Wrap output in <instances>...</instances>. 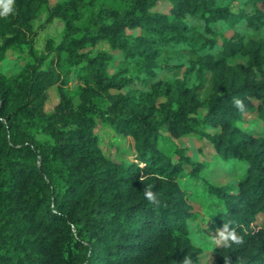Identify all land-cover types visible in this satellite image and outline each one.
Returning a JSON list of instances; mask_svg holds the SVG:
<instances>
[{
  "label": "trees",
  "instance_id": "trees-1",
  "mask_svg": "<svg viewBox=\"0 0 264 264\" xmlns=\"http://www.w3.org/2000/svg\"><path fill=\"white\" fill-rule=\"evenodd\" d=\"M14 7L0 18V62L21 46L30 61L0 75V264H201L179 179L197 178L209 162L182 148L174 160L160 144L166 134L196 135L212 157L242 169L235 184L206 183L218 206L214 222L235 234L206 264H264V137L241 125L247 112L264 118V40L235 30H264V0H14ZM54 18L63 23L60 40L37 52V32ZM218 22L233 34L215 31ZM175 42L192 51L186 73L194 71L198 85L185 75L147 93L125 90L123 72L94 53L104 45L152 76L158 45ZM72 73L77 85L69 90ZM51 88L59 100L47 110ZM98 123L130 138L133 161L104 151Z\"/></svg>",
  "mask_w": 264,
  "mask_h": 264
},
{
  "label": "rangeland",
  "instance_id": "rangeland-1",
  "mask_svg": "<svg viewBox=\"0 0 264 264\" xmlns=\"http://www.w3.org/2000/svg\"><path fill=\"white\" fill-rule=\"evenodd\" d=\"M58 0H50L54 4ZM45 16L41 15L35 26L44 22ZM63 23L54 18L51 22L40 28L37 32L34 41V48L37 52L44 49L46 42L49 39H54L55 42L60 40ZM214 30L222 32L229 37L233 34V30L224 22H218L214 25ZM235 30L242 32L246 36H256L264 40V30H259L250 26H237ZM207 36H210L207 33ZM161 54L157 58V69L155 75L147 76L139 71V66L136 61H126L122 53L116 50H111L104 45H98L94 48V53H104L110 61V70L122 71L123 76L128 78V84L125 90H132L137 93L150 92L159 82H172L178 79H184L187 75L186 70L189 66L188 59L193 55L192 51H188V47L183 42L178 43H160ZM219 48V44L216 45ZM204 51H207L205 49ZM234 59L245 61V58L236 56ZM234 59H230L231 63ZM30 61V55L25 46L15 48L7 52L6 57L0 62V75H12L20 71L26 62ZM188 86L198 85L194 71L187 75ZM77 81L75 73L70 75L68 88L74 90ZM49 99L46 103V109L50 110L58 102L59 97L53 88L49 90ZM200 96H203V90H200ZM241 125L247 129H254L264 137V118L259 117L254 112H247L243 116ZM96 132L101 137L100 144L104 146V151L109 153L115 159L131 162L134 160V151L131 145L130 138L120 133L115 132L112 128L102 123H98ZM167 139L161 141L162 148L173 155L176 160V148L185 150V154L196 160L205 159L208 163L202 169L197 178L186 175L179 179L180 184L185 190L186 198L191 206L192 217L187 220L189 237L193 245L200 248L202 253L199 255L200 263L206 264L209 258L213 255V249L230 241L235 234L232 231L221 229L214 222V213L218 206L213 202L212 198L207 195L206 183L215 186L227 184H235L237 179L242 175V169L238 165L234 169L229 167V163L223 162L216 157H212V149L204 143V139L198 138L196 135L187 134L178 139L171 138L166 134ZM261 222V218L258 219Z\"/></svg>",
  "mask_w": 264,
  "mask_h": 264
},
{
  "label": "clouds",
  "instance_id": "clouds-1",
  "mask_svg": "<svg viewBox=\"0 0 264 264\" xmlns=\"http://www.w3.org/2000/svg\"><path fill=\"white\" fill-rule=\"evenodd\" d=\"M14 12V0H0V18H6ZM143 191L145 199H147L148 201L156 200V195L149 188H144Z\"/></svg>",
  "mask_w": 264,
  "mask_h": 264
}]
</instances>
